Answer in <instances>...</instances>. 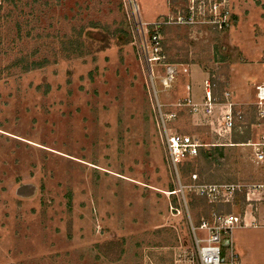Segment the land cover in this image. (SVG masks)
Wrapping results in <instances>:
<instances>
[{
    "label": "rangeland",
    "instance_id": "1",
    "mask_svg": "<svg viewBox=\"0 0 264 264\" xmlns=\"http://www.w3.org/2000/svg\"><path fill=\"white\" fill-rule=\"evenodd\" d=\"M215 1L23 0L14 10L0 28V65L19 51L52 63L0 75V264H199L190 218L197 227L212 209L192 175L264 183L249 144L264 142V0H223L222 28L202 20ZM190 6L196 22L174 20ZM151 27L164 32L158 60L146 46ZM165 64L179 69L168 88ZM191 65L202 71L193 81ZM206 79L211 115L192 111ZM227 102L243 116L232 130L222 124ZM166 131L223 145L218 162L197 160L183 177ZM212 208L261 224L264 194ZM227 239L224 255L264 264V228L240 225Z\"/></svg>",
    "mask_w": 264,
    "mask_h": 264
},
{
    "label": "built area",
    "instance_id": "2",
    "mask_svg": "<svg viewBox=\"0 0 264 264\" xmlns=\"http://www.w3.org/2000/svg\"><path fill=\"white\" fill-rule=\"evenodd\" d=\"M221 1H215L209 4L207 14L204 19V23H210L214 26L222 28L227 25V10L224 3ZM194 7V6H193ZM200 11V10H199ZM198 12L192 9V6L188 7L185 12L177 15L174 20L178 23L193 24L196 22ZM171 23V21H165L164 23ZM142 26V24H141ZM160 36L156 33L150 37L149 42H146V46L151 47L152 54H155L151 60H158L160 57L156 56L161 49ZM150 43V44H149ZM160 52V51H159ZM178 66L175 64H165L164 75L161 77L162 85L165 88L171 86L172 82L178 75ZM185 71L187 68L184 69ZM188 88L190 86H187ZM257 99L258 104H264V85H257ZM190 103L192 102L189 99ZM226 113L223 116V127L227 130H232L235 126L236 120L242 119V113L234 112L232 109V103L227 102ZM192 111L197 113L201 107L203 112L211 115L214 108V98L212 95L211 84L208 79L205 80V97L202 105L192 103ZM166 142L173 160L175 168L178 170L180 162L195 157L198 154L199 147L202 145L193 139L189 135L181 134L178 132L170 133L166 131ZM254 147V157L257 162L264 161V142L249 143ZM193 180H197V174L192 175ZM192 187L195 193L205 198L209 204L213 207L222 204L232 203L235 197L242 193L249 205H253V202L260 200L262 194H264V183H230V184H211V183H197L194 182ZM183 192L182 190H180ZM183 202H186L184 193H182ZM252 221L247 220V212L243 214H235L234 212H224L213 208L207 217H203L196 227L190 218L191 231L195 238V244L197 247L199 264H253L245 263L239 259L235 253H231L230 256H226L222 252L223 246H229L224 243L228 240L227 236L232 229L237 226H261L264 228V219L260 224L257 218L252 215ZM197 230L205 231L206 236L200 238L197 235Z\"/></svg>",
    "mask_w": 264,
    "mask_h": 264
},
{
    "label": "trees",
    "instance_id": "3",
    "mask_svg": "<svg viewBox=\"0 0 264 264\" xmlns=\"http://www.w3.org/2000/svg\"><path fill=\"white\" fill-rule=\"evenodd\" d=\"M22 4H23V0H2L0 2V28L7 25V23L13 19L14 10L17 9L19 7V5H22ZM3 6L5 7L4 8L5 12L1 11L3 9ZM12 6H13V8H12ZM157 32L158 33H160V32L164 33L163 29H157L156 30V29H154V27H151V29L149 31L150 37H152ZM20 37H21V35L18 38H20ZM16 43L17 42L13 43V47L16 45ZM34 56H35V53L28 54L27 52L19 51L17 54H14V55L8 57L6 59L7 61L0 65V75H2L3 72H6L5 75H7V76L14 74L12 72H17V71L28 72V71L35 70L38 68L46 67L52 63V61L48 57L36 58ZM63 57L66 58V55H63ZM173 62H175V61H173ZM211 147L212 148L207 149V148H204V145H201L199 147L198 154L195 157H192V158H189V159H186V160L180 162V164H179L180 175H181V172L183 173V177L185 174L191 175L192 173H194V170L196 169V166L194 163H196L197 160L198 161L199 160L205 161L206 164L209 165V169H211L212 164L218 162V158L216 157V152L219 149H223V148H221V147H223V145H212ZM213 150H215V151H213ZM220 153L223 154V151H221ZM197 177H198V174H197ZM198 181H200L199 177L196 180V182L200 183ZM171 191L173 192L172 194H176L175 188L171 189ZM197 196H198L199 200L201 199V205H205L209 211L211 209H213L212 208L213 205L209 204L205 198H203L199 195H197ZM194 202L195 201L193 200V202H192L193 205H196ZM208 210H207V212L204 211L201 216L209 213Z\"/></svg>",
    "mask_w": 264,
    "mask_h": 264
},
{
    "label": "crops",
    "instance_id": "4",
    "mask_svg": "<svg viewBox=\"0 0 264 264\" xmlns=\"http://www.w3.org/2000/svg\"><path fill=\"white\" fill-rule=\"evenodd\" d=\"M197 70L200 72L201 70H200V68L198 67V66H196V65H191V71H193V78H192V81H193V79L198 75L197 73ZM202 72V71H201ZM204 73V72H203ZM205 74V73H204ZM206 76V75H205ZM205 76H204V79H205ZM197 78V77H196ZM259 85H262V84H259ZM257 86V85H256ZM256 93H257V90H256ZM195 96H194V100H195V98L198 100V99H200L199 98V96L197 95V94H194ZM193 99H192V101H193V103H195V101H194ZM198 103H200V102H198ZM261 211H263L262 213H264V208H261ZM262 213H260L259 212V215H260V217H262L263 219H264V214H262ZM262 219V220H263ZM228 242L230 243L231 241H230V239H228V240H226V242H225V245H226V243L228 244Z\"/></svg>",
    "mask_w": 264,
    "mask_h": 264
},
{
    "label": "water",
    "instance_id": "5",
    "mask_svg": "<svg viewBox=\"0 0 264 264\" xmlns=\"http://www.w3.org/2000/svg\"><path fill=\"white\" fill-rule=\"evenodd\" d=\"M26 189H28V185H26L25 187H22L21 189H20V191L21 192H23V190L25 191ZM226 241H224V243H225Z\"/></svg>",
    "mask_w": 264,
    "mask_h": 264
}]
</instances>
